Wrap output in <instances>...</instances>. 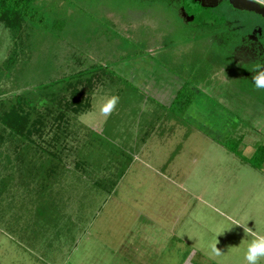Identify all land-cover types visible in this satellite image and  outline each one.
<instances>
[{
  "label": "rangeland",
  "instance_id": "rangeland-1",
  "mask_svg": "<svg viewBox=\"0 0 264 264\" xmlns=\"http://www.w3.org/2000/svg\"><path fill=\"white\" fill-rule=\"evenodd\" d=\"M32 9L19 31L0 23V101L31 99L69 61L107 68L59 143L52 117L32 136L58 151L57 174H37L39 149L27 138L15 148L0 123V264H244L252 237L231 220L264 234V163L244 160L264 145V89L252 79L264 65V18L228 0H35ZM14 40L17 58L6 60ZM170 79L187 82L181 96L171 88L159 100L152 89ZM111 95L120 100L105 119ZM80 117L95 132L106 124L103 134ZM225 227L222 255L210 258Z\"/></svg>",
  "mask_w": 264,
  "mask_h": 264
},
{
  "label": "trees",
  "instance_id": "trees-1",
  "mask_svg": "<svg viewBox=\"0 0 264 264\" xmlns=\"http://www.w3.org/2000/svg\"><path fill=\"white\" fill-rule=\"evenodd\" d=\"M34 1L35 0H0V23L4 24L11 33L21 30L28 15L33 11L32 4ZM56 26L57 24L55 25L54 23H51L50 25L51 28H56ZM18 44L20 43H18L17 40H14L13 48L9 51V56L6 60L13 59V57H15L14 59L17 58L15 47ZM74 62L75 63L69 61L68 67L66 65L68 73L63 74L48 84L44 85L43 83L41 87H38L36 93L32 95L31 99H27L21 93H15L13 98L9 101H0V123L4 130H8V133L10 134L7 135L8 138L12 137V140L15 141V148H18L17 142L20 138H27L30 143L33 144L30 148L31 150L39 149L40 153L38 151L37 155L34 156L36 157L35 162L38 164L34 167V170L37 174L41 171L43 177L49 178L50 176H53V174H57L58 167L61 166L62 160L58 155V151L53 152L49 150L48 147L42 146L32 137L33 134L37 132L40 137V132L42 131L47 118L52 117L51 121L52 123H55L57 128L52 139L59 143L61 138H64L63 135H67L68 133L67 131H64L65 127H62V125L68 121L67 117L72 114L78 115V113H83L86 109L88 110L90 107V89H92L94 80H96L94 78L101 75V73H106V70L104 72L101 71L106 69L107 66L91 64L89 67L83 66L80 68L83 64L78 65V59ZM111 77H113V75L109 76L110 79ZM83 83L87 86L86 92L81 89ZM186 83L187 82H184L183 86L178 89L174 101H178ZM39 97L45 100V105L41 109H38L33 103ZM190 98L191 96L188 97L187 101L185 99V101L187 103L190 102ZM54 111L55 114H53ZM91 131L94 132L93 130ZM87 141L89 148H91L93 144H96V139L92 137H88ZM47 144L51 145L50 142H47ZM57 147L59 148V144L56 145V148ZM226 147L229 149L231 148L228 144ZM235 149L236 148H234L233 153L241 156V154ZM244 160L249 162L253 167L261 168V165L264 163V145H258L253 156H251L250 159ZM31 162H33V160L29 163L27 162V164L31 166Z\"/></svg>",
  "mask_w": 264,
  "mask_h": 264
},
{
  "label": "clouds",
  "instance_id": "clouds-1",
  "mask_svg": "<svg viewBox=\"0 0 264 264\" xmlns=\"http://www.w3.org/2000/svg\"><path fill=\"white\" fill-rule=\"evenodd\" d=\"M257 2L259 4H264V0H257ZM262 68H264V65H256L255 74L252 76L256 89H264V70H261ZM119 100L120 97L118 95L109 96L99 108L100 115L107 119V117L115 111ZM43 103H45V101H41V104ZM80 120L82 123L86 124V126H92L91 120L84 117H80ZM231 223L232 225L243 226L245 234L252 237L250 243L247 244V247L243 252L244 264H260V261L264 260V234L253 231L252 228L247 227V224L241 223L235 219H232ZM231 227H225L216 232L215 239L208 245L210 258L220 257L222 255V251L217 247V244L219 243L217 236Z\"/></svg>",
  "mask_w": 264,
  "mask_h": 264
},
{
  "label": "water",
  "instance_id": "water-1",
  "mask_svg": "<svg viewBox=\"0 0 264 264\" xmlns=\"http://www.w3.org/2000/svg\"><path fill=\"white\" fill-rule=\"evenodd\" d=\"M196 2H208L209 5H215L220 0H193ZM233 6L249 9L257 12L264 18V5L259 4L256 0H228Z\"/></svg>",
  "mask_w": 264,
  "mask_h": 264
},
{
  "label": "crops",
  "instance_id": "crops-1",
  "mask_svg": "<svg viewBox=\"0 0 264 264\" xmlns=\"http://www.w3.org/2000/svg\"><path fill=\"white\" fill-rule=\"evenodd\" d=\"M171 81H173V80L170 79V81H169V83H167V85H166L165 83L161 82V84H159V86H158L157 88L154 87V88L152 89L155 93H157V95H158L157 98H158L159 100H160L161 98H163V97H165V99H167V97L165 96L164 93H165V92H170V93H171V91H170L171 88H172V90L175 89V90H174V97H175V95H176L175 93H177V91H178V89H179L180 87H177V88L174 87V88H173V87H172L173 85H171ZM160 85H161V86H160ZM179 86H180V85H179ZM159 87H160V90L163 91L162 93H161V91L159 90ZM155 88H156V89H155ZM143 89H144V88H143ZM172 92H173V91H172ZM161 95H162V96H161ZM125 97H126V96H125ZM125 97L122 98V100H123V102H124V103H123V107H124L125 104L130 103V99H128L129 97L127 96V97H128V98H126L127 100H125ZM173 99H174V98H173ZM173 99L169 100L168 102H172ZM161 100H162V99H161ZM167 100H168V99H167ZM162 101H163V100H162ZM168 102H167V103H168ZM165 103H166V102H165ZM105 126H106V124H105ZM105 126H104V128H103L104 130H105V128H106ZM90 128L95 132V129H93L92 127H90ZM103 129H102L101 132H98V131H97V132L100 133V134H103V131H104ZM97 132H95V133H97ZM98 133H97V134H98Z\"/></svg>",
  "mask_w": 264,
  "mask_h": 264
},
{
  "label": "flooded vegetation",
  "instance_id": "flooded-vegetation-1",
  "mask_svg": "<svg viewBox=\"0 0 264 264\" xmlns=\"http://www.w3.org/2000/svg\"><path fill=\"white\" fill-rule=\"evenodd\" d=\"M193 2H196V1H193ZM197 3V2H196Z\"/></svg>",
  "mask_w": 264,
  "mask_h": 264
}]
</instances>
